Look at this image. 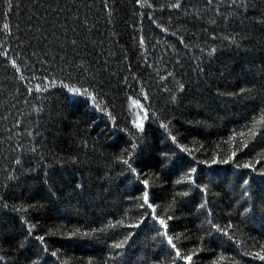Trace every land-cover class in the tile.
<instances>
[{
	"label": "trees",
	"instance_id": "obj_1",
	"mask_svg": "<svg viewBox=\"0 0 264 264\" xmlns=\"http://www.w3.org/2000/svg\"><path fill=\"white\" fill-rule=\"evenodd\" d=\"M179 2L180 8L169 7L177 0H0V195L27 209L0 212V232L7 233L3 264H29V258L36 264H171L166 241L153 239V221L126 227L146 211L137 199L144 179L157 214L163 208L173 215L170 234L179 237L177 246L195 253L193 264H264L244 255L264 247V220L259 212L252 217L245 211L253 201L243 195L242 183L249 179V195L258 201L256 194L264 191L259 175L264 170V0H249L253 6L247 10L227 0ZM212 48L216 52L209 55ZM62 82L97 93L107 111L74 98ZM179 83L187 95L177 91ZM36 84L47 91L37 92ZM217 90L237 95L217 96ZM171 95L178 97L176 103L169 102ZM137 99L151 116L146 140L153 156L183 157L197 168L198 183L213 181L209 218L227 236L204 223L199 204L205 197L195 191L177 197L170 210L173 197L188 190L176 183L184 169L171 172V166L137 162L134 167L144 173L137 181L117 162L121 149L138 142L131 124ZM232 151L237 156L229 164L193 162V157L225 159ZM237 163H251L256 171L237 169ZM45 174L54 195L43 183ZM80 182L83 193L75 189ZM89 189L96 195L90 197ZM117 220L124 226L109 227ZM28 227L32 236L24 249L15 250L14 241L22 240ZM92 228L104 231L68 235ZM129 232L134 235L124 249L111 247ZM36 236L45 237L43 244Z\"/></svg>",
	"mask_w": 264,
	"mask_h": 264
},
{
	"label": "snow or ice",
	"instance_id": "obj_2",
	"mask_svg": "<svg viewBox=\"0 0 264 264\" xmlns=\"http://www.w3.org/2000/svg\"><path fill=\"white\" fill-rule=\"evenodd\" d=\"M136 2L140 3L141 0H136ZM207 2L209 4H211L212 0H207ZM227 4L233 8H241V9H245V10H247L250 6H253V5H250L249 0H227ZM105 7H107V5H105ZM169 7L180 8L181 3L179 2V0H177V3L171 4V5H169ZM216 11L219 12V8H217ZM211 22L213 24L216 23L215 20H212ZM260 22L262 24H264V20H261ZM8 27L9 26L7 24L4 25L5 29H8ZM166 30L167 29H165V31ZM73 43H75V42H73ZM215 52H216V49L212 48L209 51V55H212ZM4 55L7 56V53L5 52ZM12 64H13V66H15L16 61L13 60ZM43 79L46 81L47 77H44ZM49 83H51V82H49ZM205 83H207V82L205 81ZM62 86L74 98L75 97H83L84 98L82 101L83 103L87 104L90 101L92 104V107L95 110L107 111L106 105H101L99 103L97 93L90 92L86 88L75 87V86H71L69 84H63V82H62ZM35 90L37 92L47 91V88H42L41 84H36ZM27 91L29 93H31L33 91V89L29 88ZM177 91L180 93H183L184 95L188 94L187 92H185V84L184 83L178 84ZM189 91H190V87H189ZM240 91L242 93L243 92H249L250 93L251 89H241ZM215 95H217V96H224V95L235 96L237 94L235 92L228 93V92H221V91L217 90L215 92ZM143 99H145V100L148 99L147 94H143ZM179 99L182 100L183 97H180ZM177 101H178V97L176 95H171L169 97L170 103H176ZM132 104L136 109H139V111H137L135 113V118L131 120L132 127L136 130V132L132 135H134L135 140L138 142H131L130 141V145H131L130 150L127 148L121 149L120 154H118L116 156L117 162L122 164L123 166H125L126 171L128 173H130L132 175V178L137 180V181H139L140 177L144 174L142 171H138L137 167H134V165L137 164V162L144 164L145 167L152 165V166H156L159 168H169V166H171V168H170L171 172H176L177 169H184V174H183L184 178L182 180H176V183L177 184L183 183L184 185L187 186L188 190L183 191V192H179L176 194L175 197H173L172 206H170V210L174 212V206L178 203L177 197H187L193 191H195L198 194L205 197L201 201V203L199 204V207L204 210L202 213L205 216L204 223H207L208 225H210L211 229H214L217 233H222L225 236H227L228 232L226 231V229L219 224L213 223V218H209L212 216V212H211V209L208 208V203H209V201L207 199V195L209 192L208 184H212L213 181L209 180L208 184H205L203 186L200 183H198L197 181L199 179H202V177L197 175V168L195 166H193L192 162H188L183 157H178L174 161L172 159V156L168 152L160 153L159 155L154 157L153 156V150L151 149L150 145L148 144V142L146 140V122L149 121L151 118L149 110L138 99L133 100ZM107 115L112 120L116 119L115 116H113L111 112H107ZM261 120L264 121V116L261 117ZM160 126L162 128H165V129H167V127H168L167 124H163V123H161ZM113 127H115V125H113ZM241 135H243V133H241ZM251 135L255 136V132L253 131L251 133ZM170 139L173 143H177V137L176 136H171ZM247 146H248L247 144L243 145V147H245V148ZM177 147L180 149L181 152L187 153V155L189 157L193 156L192 151L189 148L185 147L184 145L177 144ZM32 150L35 151V149H32ZM172 155H174V154H172ZM236 156H237V152L232 151L227 156V158H225V159H217L216 157H213L211 161H195V159L193 157V162L202 163V164H206V165L209 163L213 164V165H215V164H222L223 165V164H229L230 162H232ZM16 163L20 164L21 162L19 160H17ZM257 163H259V162H257ZM235 167L237 169L245 168V169H252L253 172L256 171L255 166L251 163H245L243 165L237 163L235 165ZM259 175H260L261 179H264V170H262L259 173ZM8 179H15V178L9 177ZM43 183L48 188L49 194L54 195V193L52 191V186L48 183L47 174H45V177L43 179ZM141 183L143 184L144 189L142 190L141 196L138 197L137 199L139 200V208L146 209V211L141 213L138 216L135 224L126 225V227L133 228V229H139V228H141L142 225L145 227H148V221L149 220L153 221V224L151 225V229H150V230L155 231V236L153 237V239H159L162 242L166 241L167 245L172 250L171 256L174 257V258H171V264H177V261H183V262H185V264H193V257L195 255V253L194 252H187L186 254L182 253L181 248L178 247L177 243L175 242L176 240L179 239V237L170 234L171 232H174V228H170V226H169V222L173 220V215L169 214V210H164L163 208L161 209L163 214H157V207L158 206L152 202L154 199V194H150L149 181L147 179H144L141 181ZM242 183L245 186L243 189V195L245 197H248L249 200L253 201L251 204V207L246 208L245 211L251 213L252 217H255L257 212H259L261 215V219L264 220V191L260 192L259 194H256V195H258V201H255V200H253V197L249 195V190L251 188V185L249 184V179H243ZM75 189L77 191L83 193L85 190V185L82 182L77 183L75 185ZM88 195L91 197V196L96 195V193H93L91 191V189H89ZM29 207L35 208L36 205L30 204ZM2 211H9V212L16 213V212H25V211H27V209H25L23 205H21L19 208H17V206L15 204H9L7 202V200H5L4 196L0 195V212H2ZM2 222H3V218L0 217V223H2ZM25 223H26V221H25ZM157 225H158V227H157ZM117 226H124L123 220H117L115 224L109 225V227H112V228H115ZM227 227L231 228L232 225L229 224ZM32 231H33V228L28 227L27 233L24 236V238L22 240L14 241V249L15 250H21V249L25 248L26 241L28 240L29 237L32 236ZM103 231H104L103 228H92L90 231H83V232H81L79 229H77L74 232H70L68 235L69 236L89 237V236H94L97 232H103ZM6 234H7L6 230L3 232H0V251L3 250L2 245H3L4 238H5ZM211 234L212 233L209 230L208 235L211 236ZM133 235H134V233H132V232L127 233L123 237L122 240L113 243L111 245V247L113 249H124L125 245L128 244V241L132 238ZM35 239L40 241L41 244H43L45 237L44 236H36ZM229 239H231L230 236H229ZM43 251L44 252L48 251L46 245L43 247ZM5 255H7V253H5ZM51 255L56 256V253L53 252V253H51ZM244 255L253 256L255 259H258L260 261H264V247H262L261 250L259 252H256L255 254H253L251 252H247V253H244ZM4 259H5V256L0 255V264H3ZM221 259H223V257H221ZM29 264H36V261L31 260V258H29ZM126 264H131V261H126ZM213 264H218V262L213 261ZM237 264H238V262H237Z\"/></svg>",
	"mask_w": 264,
	"mask_h": 264
},
{
	"label": "rangeland",
	"instance_id": "obj_3",
	"mask_svg": "<svg viewBox=\"0 0 264 264\" xmlns=\"http://www.w3.org/2000/svg\"><path fill=\"white\" fill-rule=\"evenodd\" d=\"M133 117L135 118V113L139 111V109H136L133 105L131 106Z\"/></svg>",
	"mask_w": 264,
	"mask_h": 264
}]
</instances>
